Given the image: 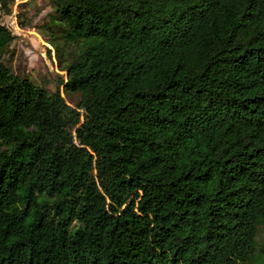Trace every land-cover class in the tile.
<instances>
[{
	"label": "trees",
	"instance_id": "16d2710c",
	"mask_svg": "<svg viewBox=\"0 0 264 264\" xmlns=\"http://www.w3.org/2000/svg\"><path fill=\"white\" fill-rule=\"evenodd\" d=\"M51 2L53 91L1 61L0 22V264H245L264 227V0Z\"/></svg>",
	"mask_w": 264,
	"mask_h": 264
},
{
	"label": "rangeland",
	"instance_id": "374dc122",
	"mask_svg": "<svg viewBox=\"0 0 264 264\" xmlns=\"http://www.w3.org/2000/svg\"><path fill=\"white\" fill-rule=\"evenodd\" d=\"M8 12L0 11V22L12 31L14 38L1 61L14 73L44 85L49 91L57 87L65 70L58 67L56 44L64 43V19L55 12L51 0H5ZM59 89L67 102L74 104L77 94ZM264 254V227L256 236L254 255ZM244 264V263H243Z\"/></svg>",
	"mask_w": 264,
	"mask_h": 264
}]
</instances>
